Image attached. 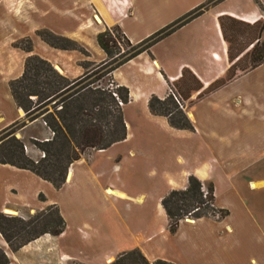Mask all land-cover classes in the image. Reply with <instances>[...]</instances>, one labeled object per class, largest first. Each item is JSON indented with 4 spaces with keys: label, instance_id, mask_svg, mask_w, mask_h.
I'll return each mask as SVG.
<instances>
[{
    "label": "crops",
    "instance_id": "0c3cea01",
    "mask_svg": "<svg viewBox=\"0 0 264 264\" xmlns=\"http://www.w3.org/2000/svg\"><path fill=\"white\" fill-rule=\"evenodd\" d=\"M207 1L105 3L111 5L114 24L136 44ZM94 2L0 0V131L22 116L9 82L22 74L28 55L44 59L67 79L84 72L83 62L105 60L96 36L108 24ZM263 14L264 0H220L159 40L149 53L115 69L113 82L129 93L122 107L126 137L72 163L60 189L29 171L0 164V213L21 217L24 211L56 205L65 221L59 236H41L14 253L4 250L8 264H108L133 249L149 262L264 264V62L182 107L193 131L170 127L147 107L151 96H167L169 84L183 67L204 87L226 70L218 17L251 24ZM43 30L75 42L87 56L47 45L37 35ZM21 38L30 39L31 53L13 46ZM115 154L118 160L112 163ZM124 161L128 167L121 178ZM189 176L212 184L214 206L227 216L183 219L170 234L161 199L170 191L183 190ZM46 184L60 195L58 200L46 198L50 191ZM39 194L45 201L38 199Z\"/></svg>",
    "mask_w": 264,
    "mask_h": 264
},
{
    "label": "trees",
    "instance_id": "16d2710c",
    "mask_svg": "<svg viewBox=\"0 0 264 264\" xmlns=\"http://www.w3.org/2000/svg\"><path fill=\"white\" fill-rule=\"evenodd\" d=\"M218 1H207L136 44L129 41L118 25H106L104 31L96 36L105 60L98 64L83 62L81 66L84 72L74 79H67L47 61L30 54L24 61L22 74L9 82L11 97L23 115L0 131V164L29 171L55 190L60 189L66 181L69 166L86 151L107 149L126 137L122 107L129 100L128 90L114 83V86L111 85L113 87H102L97 83L108 77L112 81L111 74L115 69L141 53H149L155 43ZM217 22L225 45L226 70L204 87L188 68L183 67L179 77L169 84L170 92L165 98L151 96L148 100L149 112L164 117L174 129L193 131L182 111L184 105L193 104L237 75L264 62V38L261 40L264 19L249 24L229 16H220ZM37 35L53 48L76 50L87 56L83 48L67 38L45 30L38 31ZM22 42L26 44L24 47L21 46ZM13 46L26 53L32 52L29 38L17 41ZM91 66H94L92 70ZM37 119H41L52 137L46 141L30 139L29 142L44 155L33 160L25 153L23 141L17 139L14 133ZM38 199L45 201L42 194L38 195ZM161 206L170 234L176 232L183 219L221 220L227 216L225 210L214 206L212 184L202 183L194 176L187 178L183 190L168 192L161 199ZM64 229L65 221L56 205H48L28 219L0 213V236L13 253L41 236H59ZM8 263L9 259L0 249V264ZM108 264L171 263L162 260L149 262L139 250L133 249L118 254Z\"/></svg>",
    "mask_w": 264,
    "mask_h": 264
},
{
    "label": "rangeland",
    "instance_id": "374dc122",
    "mask_svg": "<svg viewBox=\"0 0 264 264\" xmlns=\"http://www.w3.org/2000/svg\"><path fill=\"white\" fill-rule=\"evenodd\" d=\"M107 0H105V2H106ZM103 0H95V2H94V5H95V7L101 12V16H102V18H103V20H104V22L106 23V24H108L109 26H113L114 25V16H113V14L110 12V8H111V5H109L108 3H105ZM112 4V3H111ZM261 19H264V14H263V18H261ZM263 33H264V31H263ZM264 38V37H263ZM263 38L261 39V40H263ZM22 39H25V38H21V39H19V40H17V41H20V40H22ZM16 41V42H17ZM16 42H14L13 43V45L16 43ZM26 44H25V42H22L21 43V46L22 47H24ZM19 49V48H18ZM21 50V49H20ZM29 56V55H28ZM27 56V57H28ZM25 61V60H24ZM93 67L94 66H91L90 67V69L92 70L93 69ZM113 80L111 81L110 79H109V77L108 78H105L104 80H102V81H100V82H98L97 84H99L100 86H102V87H105V86H111V85H113ZM115 84V83H114ZM114 86V85H113ZM113 86H111V87H113ZM186 105H184V107H185ZM22 115H23V112H22ZM36 121V123L34 124V125H32V127H29L28 129H25V130H22V129H20V130H18V131H16L15 133H14V135H15V137L17 138V139H20V140H22L23 141V143H24V147H25V149H24V151H25V153L27 154V156L28 157H30L31 159H33V160H38V159H40V158H42V152H40L39 150H37L36 148H35V146L34 145H32L29 141H30V139H32L31 137L32 136H35V137H38L39 139H33V140H44V139H46V138H51L52 137V134H51V132L50 133H48V131L45 129V126H44V124H43V122L41 121V119H37V120H35ZM27 124H29V123H27ZM26 124V125H27ZM20 134V138L19 137H17L18 135ZM91 151H93V150H88V151H86L85 153H84V155H87V154H90V152ZM83 155V156H84ZM82 156V157H83ZM81 157V158H82ZM105 155H101L100 157H99V161H101V162H103L104 160H105ZM79 160V159H78ZM118 160V155H116L115 154V156H114V158H113V160L111 161L112 163L113 162H116ZM102 166V165H101ZM127 167H128V165H127V163H126V161H124V162H122L121 163V168H120V171H119V175H120V177L121 178H123L124 176H125V173H126V171H127ZM46 186L49 188V192H48V195L46 196V198H50L51 200L52 199H54V200H58L59 199V197H60V195L59 194H57V192L50 186V185H48V184H46ZM45 195V194H44ZM34 214V212H28V211H24V212H22L21 213V218H23V219H28V218H30L32 215ZM11 216H17V215H15V214H10ZM190 220H192V219H190ZM0 249H2L3 251L4 250H9V248H8V246H7V244H6V242L3 240V238L0 236ZM115 259V258H114ZM113 259V260H114ZM74 263H78V262H71L70 264H74ZM110 263V262H109Z\"/></svg>",
    "mask_w": 264,
    "mask_h": 264
},
{
    "label": "built area",
    "instance_id": "2783aa9c",
    "mask_svg": "<svg viewBox=\"0 0 264 264\" xmlns=\"http://www.w3.org/2000/svg\"><path fill=\"white\" fill-rule=\"evenodd\" d=\"M169 92H170V90H169ZM173 96V98H174V100L178 103V101H177V98L174 96V95H172ZM24 149H25V147H24ZM44 155L42 154V157H43Z\"/></svg>",
    "mask_w": 264,
    "mask_h": 264
}]
</instances>
